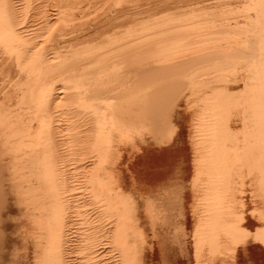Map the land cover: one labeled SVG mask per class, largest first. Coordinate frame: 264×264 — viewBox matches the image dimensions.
Wrapping results in <instances>:
<instances>
[{"label":"bare ground","instance_id":"obj_1","mask_svg":"<svg viewBox=\"0 0 264 264\" xmlns=\"http://www.w3.org/2000/svg\"><path fill=\"white\" fill-rule=\"evenodd\" d=\"M0 264H264V0H0Z\"/></svg>","mask_w":264,"mask_h":264}]
</instances>
